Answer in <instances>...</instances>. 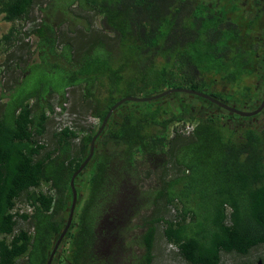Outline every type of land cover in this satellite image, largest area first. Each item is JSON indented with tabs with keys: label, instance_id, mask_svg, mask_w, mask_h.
<instances>
[{
	"label": "trees",
	"instance_id": "trees-1",
	"mask_svg": "<svg viewBox=\"0 0 264 264\" xmlns=\"http://www.w3.org/2000/svg\"><path fill=\"white\" fill-rule=\"evenodd\" d=\"M34 1L0 0V15L10 22L29 20ZM77 1L99 14L103 23L117 33L119 44L134 53L136 71L125 73L128 62L112 66V53L100 40L73 59L69 44L57 50L54 25L41 21L30 29L38 38L42 56H53L55 60L42 70L34 88H28L20 76L8 86L0 84V264H46L69 213L70 178L87 156L97 131L91 127L79 134L66 125L53 132L50 143L45 141L46 111H53L45 101L47 94L56 92L63 99L68 87L83 84L85 95L92 97V87L98 83L107 97L95 99L91 113L101 122L117 100L138 96L143 89L150 94L165 87L204 92L208 87L203 74L220 73L232 80L239 72L230 69L226 60L231 50L233 58L241 54L235 44L240 36L236 24L225 20L224 15L217 17L203 3L75 0L70 6ZM19 32L12 25L0 41H13ZM25 70L22 68V73ZM31 99L36 103L32 104ZM156 102L121 103L120 108L145 104L147 109L125 114L116 125L109 118L108 127L97 136L95 144L105 136L124 139L127 144L112 155L95 152L76 176L75 187L79 175L95 162L83 216L73 224L74 231L67 233V253L61 257L59 246L53 264L103 263L105 257L97 252L100 240L106 237L103 215L117 201L116 193L129 192L141 184V161L152 162L158 155L162 160L172 156L171 160L182 165L185 173L148 192L169 205L179 202L180 211L173 219L159 215L135 225L141 229L131 239L141 249V254H136L137 264H151L158 222L163 224L166 241L175 245L190 264H218L221 251L245 255L254 246H264V128L229 129L216 118L207 117L194 127L193 138L178 148L177 133L170 136L167 132L169 124L181 115ZM151 125L158 128L156 132L146 131ZM225 130L229 132L224 134ZM42 183L47 189L37 190ZM198 186L200 193L194 196L195 201L192 194ZM23 194L28 209L19 211L15 207ZM89 210L92 213L86 218ZM131 228L129 225L124 229Z\"/></svg>",
	"mask_w": 264,
	"mask_h": 264
},
{
	"label": "rangeland",
	"instance_id": "rangeland-1",
	"mask_svg": "<svg viewBox=\"0 0 264 264\" xmlns=\"http://www.w3.org/2000/svg\"><path fill=\"white\" fill-rule=\"evenodd\" d=\"M73 1L75 0H35L31 8L30 19L26 21L17 20L10 22L4 20L2 15H0V36L6 33L12 25L20 29L15 40L0 41V84L8 86L20 76V78H23L22 80H24V84H26L28 88H34L43 75L42 70L50 66L52 64L51 62L55 60L53 56H42V52L38 46L37 36L29 32L31 28L37 26L41 21L49 22L55 26L58 35V44L56 47L58 51H60L61 47L64 45L69 44L70 47H72L73 59H76L81 56L82 53L88 52L93 47L94 43L100 40L104 43L105 48L112 53L110 54V64L112 66L117 68L121 63L128 62L125 73L128 75H131L132 72L134 73L136 69V62H134L133 59L135 57L134 53L128 51V48L119 44L117 33L111 31L110 28L103 23L99 14L86 9V5L84 3H78V1L70 6ZM160 61L161 59H159V62ZM22 68H26V73H22ZM29 68H31L30 72L27 71ZM254 78V75L245 76L243 84H251ZM203 80L207 83V90L216 92L223 91L231 94L236 92L237 96H235L234 100L237 106H240L243 98L241 92L244 89L241 87V89L238 90L236 81L227 83L223 81L227 79H225L222 74L215 72L203 74ZM166 88L169 87L157 89L159 92ZM85 91V86L80 84L78 86L68 87L63 99L56 92L45 96V101L53 107L52 112L48 113V111H46L48 120L45 141L50 143L51 140H53V132L66 125L79 131V134H81L82 130L87 131L91 127L95 129L99 128L101 122L91 112L94 109V100L107 97V93L104 88L99 87L98 83H94L92 87V91H94L92 97H87L84 93ZM138 94V96H143L150 93L147 89H143ZM180 98L184 104H181V101H179ZM30 102L35 104L36 99H31ZM195 103L196 105H193ZM198 103L199 101L195 98H189L184 96V94H168L166 97L158 98L156 102L158 105L172 108L179 115H184L182 112L185 113L187 105L194 107L195 112L204 110ZM125 106H127V104H125ZM180 108H184L185 110L182 109L180 112ZM146 109L145 104L130 105L126 108L117 107L109 118L116 125L125 114L129 112L137 113V111H145ZM150 109H153V106H151ZM207 110L219 115L213 108L207 107ZM217 121L233 124L229 118L217 119ZM246 122L248 121H241V124ZM193 124L194 122L188 118L185 120L178 119L169 124L167 133L171 136L176 132L179 141L181 135H188ZM107 127L108 124H106L105 129ZM157 129L156 126L151 125L146 128V131L156 132ZM228 132V130H225L224 134ZM78 140L79 136L74 140L72 148L74 153L77 149ZM126 144L127 142L124 139L105 136L103 140L96 142L94 153L97 152L98 155L102 153L112 155L123 149ZM160 156L161 155L156 156L152 162L141 161L139 167L142 176L141 184L137 187L133 186V189H130L129 192L126 190L124 192L123 190L122 194L120 192L116 193L115 196H117V201L109 208V211L104 210L107 211L106 214H108V216H112H107L105 218V214L101 221L106 231V237L100 240L97 252L100 256L105 257V260L102 259V262H105L104 264H137L138 260L136 254H141V249L137 244L131 241V239L141 231L137 226L141 224L144 219L159 215L173 219L175 215L179 213V202H175L176 205L174 206L169 205L164 202L163 198L155 199L148 192V190L153 191L155 188L160 187L165 183V180L179 173H185L184 169L171 160L172 156L170 159L168 157L165 159L164 157L163 160ZM94 166L95 162H91L90 166L86 168L76 180L77 192L79 193L77 200L79 201H76V204L77 202L78 204L74 209L72 217V222L74 221V223L70 224L67 233L69 231H74L73 224L76 225L83 216L86 200L88 198L87 196L90 195L89 178L92 174L91 170H94ZM36 189L45 191L47 189V184L42 183ZM199 193L200 187L198 186L196 192L192 194V197H196ZM15 208H18L19 211L28 209L24 200V194L17 200ZM91 213L92 211L89 210L86 218H88ZM19 224L26 225V222L19 221ZM129 225L132 226L131 230L125 231L124 228H127ZM135 225L137 226L135 227ZM155 226L156 232L153 246L154 257L151 264H190L180 256L175 245L166 241L163 234V224L158 222L155 223ZM67 233L59 245L61 257L67 253L69 246V243L65 241L67 240ZM63 248L66 249L65 252ZM263 259L264 246L257 245L252 247L245 255L234 251H221L218 264H256L259 260H261L263 264Z\"/></svg>",
	"mask_w": 264,
	"mask_h": 264
},
{
	"label": "flooded vegetation",
	"instance_id": "flooded-vegetation-1",
	"mask_svg": "<svg viewBox=\"0 0 264 264\" xmlns=\"http://www.w3.org/2000/svg\"><path fill=\"white\" fill-rule=\"evenodd\" d=\"M196 3H203L207 6V9L214 14H218L217 17L223 16L225 20H228L235 25L237 33L240 34L235 44H238V50L241 54L237 58H233L235 53L232 50L229 52L226 60L228 61L230 69H239L236 78L232 80H223L227 83L231 81H236V87L238 90L241 87L244 89L241 92L242 102L238 107L234 98L237 93H227V92H216L207 90L205 93L211 95L215 99L227 104L228 106L235 108L240 111H252L259 106L260 109L255 114L252 115H242L236 111L225 109L218 104L211 102L201 96L186 92H173V95H182L189 98H195L199 101L201 108L195 112L194 107L186 106L184 115H181L180 119L185 120L186 118L194 122L191 130L187 136H180L178 141V148L182 147L188 141L193 138L194 127L201 123L207 117L212 119H223L229 118L233 124L228 122H221L224 126L229 129L233 128H244V127H259L264 128V0H195ZM232 49L235 45L231 46ZM255 76L254 81L250 83L243 84V79L245 76ZM227 85V84H226ZM225 85V86H226ZM236 90V91H238ZM165 95L163 97H166ZM228 96V97H222ZM181 101V98L180 100ZM180 103V102H179ZM181 104H184L181 101ZM262 104V105H261ZM193 105H196L193 104ZM207 107L215 109L219 115L214 114L212 111H208ZM185 108V107H184ZM182 108L183 110H185ZM180 108V112L182 111ZM248 121L241 124V121ZM106 127V126H105ZM105 129V128H104ZM181 154V153H180ZM182 169V165H178ZM183 174V173H179ZM181 187V186H180ZM179 187V188H180Z\"/></svg>",
	"mask_w": 264,
	"mask_h": 264
},
{
	"label": "water",
	"instance_id": "water-1",
	"mask_svg": "<svg viewBox=\"0 0 264 264\" xmlns=\"http://www.w3.org/2000/svg\"><path fill=\"white\" fill-rule=\"evenodd\" d=\"M173 92H186V93L194 94V95H197V96H201V97H203L205 99L210 100L211 102H214V103L218 104L219 106H221V107H223L225 109L236 111L237 113H240L242 115L255 114L257 111H259V109L261 107V106H259L258 108L254 109L252 111H240V110H237L235 108H232V107L228 106L227 104L219 101L218 99H215L214 97H212L211 95H209V94H207L205 92H202V91H199V90H196V89L185 88V87L166 88V89H164L162 91H159V92H156L154 94L143 95V96L127 95V96H124V97L120 98L119 100H117L108 109V111L106 112L105 116L103 117V119L101 121V124H100L99 128L97 129L96 133L92 136V138L90 140L89 152H88L87 156L80 163L78 168L73 172V174H72V176L70 178V182L69 183H70V187H71L72 198H71V204H70V208H69V213H68L65 225H64L63 229L61 230L57 240L55 241V243H54V245H53V247H52V249H51V251L49 253V256H48V259L46 261V264H53L54 258H55V253H56V251H57L62 239L66 235V233L68 231V228H69V226H70V224L72 222V217H73L76 201L78 199L77 190H76V187H75V178L81 172V170L85 167V165L89 162V160L92 158L93 153H94V149H95V141L97 139V136L104 130V128H105V126L107 124V121H108L109 117L111 116L112 112L121 103L126 102V101L148 102V101H152V100L158 99L160 97H163V96L168 95V94L173 93ZM262 104H264V100H263ZM256 264H262L261 260H259Z\"/></svg>",
	"mask_w": 264,
	"mask_h": 264
},
{
	"label": "built area",
	"instance_id": "built-area-1",
	"mask_svg": "<svg viewBox=\"0 0 264 264\" xmlns=\"http://www.w3.org/2000/svg\"><path fill=\"white\" fill-rule=\"evenodd\" d=\"M69 127H71V126H69Z\"/></svg>",
	"mask_w": 264,
	"mask_h": 264
}]
</instances>
